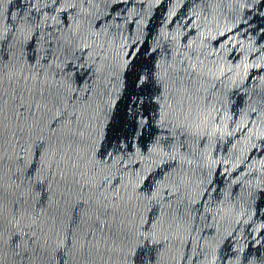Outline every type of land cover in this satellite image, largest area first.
<instances>
[{
  "label": "water",
  "instance_id": "1",
  "mask_svg": "<svg viewBox=\"0 0 264 264\" xmlns=\"http://www.w3.org/2000/svg\"><path fill=\"white\" fill-rule=\"evenodd\" d=\"M0 264H264V0H0Z\"/></svg>",
  "mask_w": 264,
  "mask_h": 264
}]
</instances>
